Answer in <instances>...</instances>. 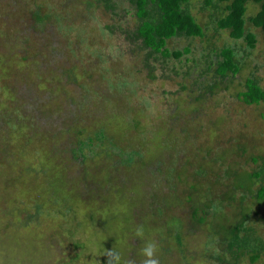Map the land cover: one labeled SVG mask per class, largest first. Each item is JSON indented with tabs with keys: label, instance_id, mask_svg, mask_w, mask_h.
I'll list each match as a JSON object with an SVG mask.
<instances>
[{
	"label": "rangeland",
	"instance_id": "374dc122",
	"mask_svg": "<svg viewBox=\"0 0 264 264\" xmlns=\"http://www.w3.org/2000/svg\"><path fill=\"white\" fill-rule=\"evenodd\" d=\"M25 1L31 4L25 5ZM83 1L89 0H0V110L6 98L14 99L11 103L19 109L11 119L25 122L16 124L24 130L15 135L9 129V113H0V150L9 152L0 162V264H106L105 252L110 249L121 253L122 264H141L140 250L150 240L159 245L161 264H184L178 242L170 246L173 238L168 239L167 227L156 225L158 215L151 212L150 197L170 193L173 186L166 167L172 159L167 153L160 159L158 128L163 126L170 105L175 104L174 98L179 100L186 91L181 83L213 79L207 74L203 77L212 54L206 58L201 51L203 43L193 41V52L179 60L167 59L164 63L170 67L166 69L159 63L156 78L151 79L143 58L130 52L133 45L126 30L136 23L133 5L112 0L111 8L102 0H91L92 6ZM29 9L54 15L56 22L42 28L32 20ZM106 25L112 30H105ZM210 26V33L216 36L215 27ZM218 35L215 40L219 45L230 38L227 31ZM261 36L256 49H247L248 56L241 53L245 61L236 82L257 76L264 86ZM181 39L170 46L183 49L191 43ZM24 46H30L29 51L22 49ZM76 78L79 81L73 80ZM84 83L88 88L83 89ZM224 94L227 92H218L213 99L208 95L207 103H219ZM224 102L242 123H264V102L245 114L239 113L237 99ZM244 132L250 147L264 150V131L251 124ZM107 135L116 138L111 146L97 144L94 152L86 151L94 143L92 139ZM199 135L191 145L195 147L193 158L199 153L195 145L210 140L207 130ZM180 138L183 142V136ZM223 140L228 143L230 135ZM224 141L221 146H226ZM122 160L134 167L127 166L130 178L143 182L144 200L138 199L141 190L135 182L128 187L129 196L120 186L127 182ZM178 186L187 188L184 182ZM33 191L49 203L46 217L36 215L35 200L29 199ZM177 207L178 214L184 215L183 206ZM49 212L59 215L50 218ZM165 218L167 226L177 221L182 226L181 220H173L171 215L165 214ZM185 235L190 242L189 257L195 256L191 261L201 258L205 263L204 233L191 230Z\"/></svg>",
	"mask_w": 264,
	"mask_h": 264
},
{
	"label": "trees",
	"instance_id": "16d2710c",
	"mask_svg": "<svg viewBox=\"0 0 264 264\" xmlns=\"http://www.w3.org/2000/svg\"><path fill=\"white\" fill-rule=\"evenodd\" d=\"M102 1L105 2L106 7L114 6L112 0ZM127 1L133 5L136 17V23L126 30L129 43L133 45L130 47V52L133 56L143 58L146 75L149 78H156L154 71L160 67L159 63L163 64L162 69H166L170 67L167 66L168 62L164 63L167 59L173 57V59L179 60L184 55L193 52V41L203 43L201 51L205 52L206 58L212 54L207 59L208 69L204 70L203 77L207 74L213 79H210L209 82L206 81L207 79H203L201 81L193 80L192 84L189 81L181 83L182 89L186 91H183L179 100L174 98L175 104L170 105V109L166 111L167 118L163 120V126L159 125L158 129L162 136L159 144V150L162 153L160 159L166 158V153L172 159L166 167L170 183L173 186L170 193L154 198L150 195L153 202L151 212H156L158 215L155 224L163 223V227H167L165 232H168V239L173 238L170 246H175L176 241L178 242L184 264H254L261 259L264 264V230L261 231V228H264V150L260 151L256 146L250 147L244 132L251 124L264 131V123L260 120L253 123H242V118L232 116L233 111L224 102L226 99H237L240 114H245L251 107L259 106L264 102V86L257 76H248L244 83L236 82L235 79L244 66L245 56L241 53L248 56L247 49H254L258 42L254 33L246 34V23L251 22L264 30V0L230 1L226 14L217 17L219 21L215 31L230 30L229 40H225L221 45H219L220 41H213L212 37L206 38L205 26L189 9L187 4L189 0ZM251 1L261 3V6L257 13L248 15V3ZM83 2L91 6L94 5L91 0ZM24 4L30 5L31 3L25 1ZM29 10L33 13L32 20H35V24L41 25L42 28L46 29L50 26L49 24L56 22L54 15L45 16L43 11L40 14ZM56 10L59 11V9ZM11 13L16 17L13 10ZM56 26L58 27V25ZM104 29L112 30V26L106 25ZM27 38H31V35ZM178 38L189 39L191 43L188 46H183V49L171 47L170 43ZM211 39L214 43L208 45L207 41ZM29 40L27 39L26 42ZM29 47L24 46L22 49L27 52ZM104 62H106L105 58ZM97 74L104 78L103 75ZM71 75L69 74V76ZM73 80L79 81L78 78ZM88 83L91 84L89 81ZM89 85L81 84L83 89L88 88ZM188 89H191L190 92L187 91ZM224 91L227 94L222 96V100L218 99L219 103L214 105L207 103L208 95L213 99L218 92ZM12 100L14 99L7 100L6 98L5 104L0 110L5 111L0 113H9L6 117L10 121L9 129L12 128L11 132L16 135L21 129L18 126L25 122L20 123V121L11 119V115H16L17 109H19L17 105L11 103ZM149 103L151 104V102ZM221 105L222 108H220ZM163 117L162 114L158 115V118L163 119ZM25 126L27 124L23 125L24 128ZM203 129L208 131L210 140L195 145L198 147L199 153L196 158H193L195 147L194 144L193 147L191 146L192 142L201 136L199 132L202 133ZM227 134L231 137L228 143L223 140ZM180 136H183V142ZM115 139L111 135L92 139L94 143L89 145L90 149H86V151L94 152L97 144L103 145L101 148L106 145L111 146L110 144ZM79 140L80 138L78 142ZM222 141L226 143V146H221ZM4 147L8 148L6 145ZM228 147L229 149H227ZM8 153V150H0V162L6 160L5 155ZM113 153L116 152L113 151ZM13 155L15 154L10 153L11 157ZM83 157L85 160L87 159V157ZM98 158L96 155V161ZM121 163L123 168H126L124 174H126L127 182L120 186L126 190V194L129 196L131 190L128 187L135 182L141 190L138 199L144 200L146 195L142 190L143 182H138L133 177L130 178L131 171L128 167H132V165L123 160ZM117 165L118 162H115V171ZM248 165L252 166L251 169L247 168ZM136 169L135 171H137ZM108 171L115 172L110 168ZM180 182L186 183L187 188L180 189L178 186ZM135 189L133 188L132 192ZM29 199L35 200L36 215H47L45 211L48 210L49 203L39 197L37 191H33ZM178 205L183 206L181 207L183 211L186 210L184 215L178 214ZM158 207L163 209L159 212ZM188 211L189 214L186 216ZM165 214L171 215L173 220H181L182 226L179 227L178 221L167 226ZM48 215L55 219L59 214L56 216L49 212ZM191 230L204 233L205 240H207L206 245L202 248V254H205L207 258L205 263L201 258L192 262L191 258L195 256L189 257L190 242L185 234ZM199 253L201 254V252ZM175 264H177L176 261Z\"/></svg>",
	"mask_w": 264,
	"mask_h": 264
},
{
	"label": "flooded vegetation",
	"instance_id": "af4514ba",
	"mask_svg": "<svg viewBox=\"0 0 264 264\" xmlns=\"http://www.w3.org/2000/svg\"><path fill=\"white\" fill-rule=\"evenodd\" d=\"M231 0H189L187 3L189 6V9L192 10L194 15L197 17V19L200 21V23L204 24L205 30L207 33L206 38L212 37L213 41L219 36V32H217L216 37L210 33V25L213 24V26L216 28L218 27V18L221 17L224 14H226V11L228 10V6L230 4ZM261 3L251 1L248 3V15L250 10L260 9ZM257 10V12H258ZM256 12V13H257ZM253 15V14H252ZM207 27V29H206ZM214 30V29H213ZM220 31H227L230 35V30L221 29ZM247 33H254L257 36L258 41H260L259 37H262L261 35H264V30L261 27L255 26L251 22L246 23V34ZM210 34V35H209ZM222 34V33H221ZM218 40V39H217ZM243 41V39H241ZM257 48V45L254 49ZM262 117L264 118V112L261 113Z\"/></svg>",
	"mask_w": 264,
	"mask_h": 264
},
{
	"label": "clouds",
	"instance_id": "9594fccd",
	"mask_svg": "<svg viewBox=\"0 0 264 264\" xmlns=\"http://www.w3.org/2000/svg\"><path fill=\"white\" fill-rule=\"evenodd\" d=\"M142 232V230H140ZM159 245L155 240L145 241L144 247L140 250L143 260L141 264H161L160 258L157 255ZM107 256L106 264H122V257L119 251L113 249L105 252ZM104 254V255H105ZM131 264V262H129Z\"/></svg>",
	"mask_w": 264,
	"mask_h": 264
}]
</instances>
